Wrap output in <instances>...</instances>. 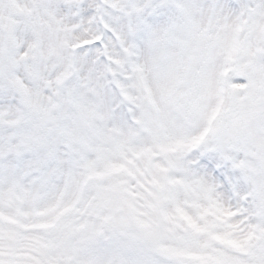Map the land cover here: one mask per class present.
<instances>
[{
    "label": "snow or ice",
    "instance_id": "6c2138e0",
    "mask_svg": "<svg viewBox=\"0 0 264 264\" xmlns=\"http://www.w3.org/2000/svg\"><path fill=\"white\" fill-rule=\"evenodd\" d=\"M0 264H264V0H0Z\"/></svg>",
    "mask_w": 264,
    "mask_h": 264
}]
</instances>
